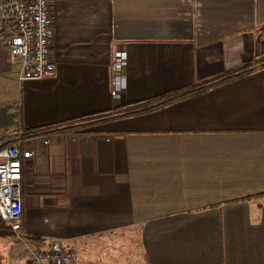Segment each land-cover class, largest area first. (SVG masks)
I'll use <instances>...</instances> for the list:
<instances>
[{
    "label": "crops",
    "instance_id": "crops-1",
    "mask_svg": "<svg viewBox=\"0 0 264 264\" xmlns=\"http://www.w3.org/2000/svg\"><path fill=\"white\" fill-rule=\"evenodd\" d=\"M49 11L53 76L20 83L18 64L0 58V139L264 58V0H50ZM18 143L33 152L21 181L27 237L82 251L138 227L145 264H264V68L147 114ZM7 233L0 264H26L8 256L20 251Z\"/></svg>",
    "mask_w": 264,
    "mask_h": 264
},
{
    "label": "built area",
    "instance_id": "built-area-1",
    "mask_svg": "<svg viewBox=\"0 0 264 264\" xmlns=\"http://www.w3.org/2000/svg\"><path fill=\"white\" fill-rule=\"evenodd\" d=\"M50 0H0V50L19 66L17 81L40 80L53 76L55 63L50 56L52 18ZM124 53H115L111 64V96L118 97ZM48 145L47 137L42 138ZM33 157L30 149L17 143L0 150V220L8 228L10 248H18L13 261L26 264H78L74 249L57 240H40L22 233L21 181L24 162Z\"/></svg>",
    "mask_w": 264,
    "mask_h": 264
},
{
    "label": "trees",
    "instance_id": "trees-1",
    "mask_svg": "<svg viewBox=\"0 0 264 264\" xmlns=\"http://www.w3.org/2000/svg\"><path fill=\"white\" fill-rule=\"evenodd\" d=\"M262 68H264V58H259L253 61L252 63L242 65L230 72L221 74L197 86H193L184 90L169 92L151 99L118 107L111 112L99 113L65 123L26 130L20 136L14 138H1L0 150L9 146H13L23 140L33 139L44 135L67 134L70 133L71 131H77L84 128V126L89 123L120 120V119L147 114L156 111L158 109L170 106L188 97L204 93L214 87L231 82L234 79L243 77ZM7 230H8L7 227L0 220V236L1 237L7 236L8 235Z\"/></svg>",
    "mask_w": 264,
    "mask_h": 264
},
{
    "label": "rangeland",
    "instance_id": "rangeland-1",
    "mask_svg": "<svg viewBox=\"0 0 264 264\" xmlns=\"http://www.w3.org/2000/svg\"><path fill=\"white\" fill-rule=\"evenodd\" d=\"M0 54H2L0 58L8 55L5 49H1ZM6 85L8 83L3 82L0 86V100L9 91V86ZM139 230L135 227L104 235L87 244L82 251L77 248L75 252L80 259L78 264H145Z\"/></svg>",
    "mask_w": 264,
    "mask_h": 264
}]
</instances>
